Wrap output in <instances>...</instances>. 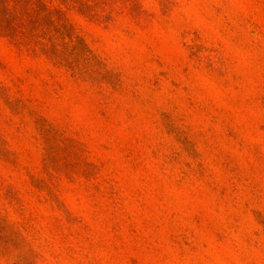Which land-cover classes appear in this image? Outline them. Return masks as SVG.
Returning <instances> with one entry per match:
<instances>
[{"label":"rangeland","instance_id":"374dc122","mask_svg":"<svg viewBox=\"0 0 264 264\" xmlns=\"http://www.w3.org/2000/svg\"><path fill=\"white\" fill-rule=\"evenodd\" d=\"M0 264H264V0H0Z\"/></svg>","mask_w":264,"mask_h":264}]
</instances>
